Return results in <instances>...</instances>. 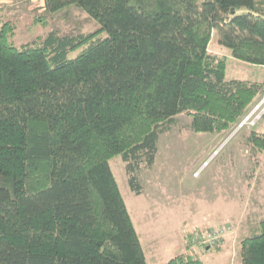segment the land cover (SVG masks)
I'll return each instance as SVG.
<instances>
[{
    "label": "trees",
    "instance_id": "16d2710c",
    "mask_svg": "<svg viewBox=\"0 0 264 264\" xmlns=\"http://www.w3.org/2000/svg\"><path fill=\"white\" fill-rule=\"evenodd\" d=\"M52 28L16 45L18 16L0 14V264H149L110 159L130 186L155 164L159 138L180 127L223 133L264 93L227 78L228 56L264 66V0H42ZM86 19L99 23L85 29ZM229 55L211 49L214 35ZM78 48L80 52L70 57ZM251 173L264 129L246 134ZM163 264H206L191 249ZM264 264V218L240 242Z\"/></svg>",
    "mask_w": 264,
    "mask_h": 264
},
{
    "label": "rangeland",
    "instance_id": "374dc122",
    "mask_svg": "<svg viewBox=\"0 0 264 264\" xmlns=\"http://www.w3.org/2000/svg\"><path fill=\"white\" fill-rule=\"evenodd\" d=\"M42 0H0V14L18 16L19 26L13 41L20 46L51 25L34 23L31 12L43 14ZM45 1V0H44ZM86 19L85 29L95 30L97 21ZM211 49L229 55V49L214 35ZM82 48L69 53L76 56ZM227 78L264 81V66L228 56ZM192 119V118H191ZM189 116H179L180 127L159 138L155 164L144 168L141 181L144 192L137 194L130 186L121 155L110 165L126 201L134 225L145 248L149 264H163L189 245L202 230L211 227L226 230L220 248L197 243L191 249L206 264H243L240 242L257 229L264 218V157L259 153L253 174V148L247 143V128L232 134L237 122L223 133L196 132L187 128ZM257 129H264V119ZM215 222H217L215 224Z\"/></svg>",
    "mask_w": 264,
    "mask_h": 264
},
{
    "label": "built area",
    "instance_id": "2783aa9c",
    "mask_svg": "<svg viewBox=\"0 0 264 264\" xmlns=\"http://www.w3.org/2000/svg\"><path fill=\"white\" fill-rule=\"evenodd\" d=\"M264 119V93L254 103L250 105L246 114L235 124L232 134L241 128H253L259 121ZM226 230L220 228L209 232L204 238L205 242L217 243L225 235Z\"/></svg>",
    "mask_w": 264,
    "mask_h": 264
},
{
    "label": "crops",
    "instance_id": "0c3cea01",
    "mask_svg": "<svg viewBox=\"0 0 264 264\" xmlns=\"http://www.w3.org/2000/svg\"><path fill=\"white\" fill-rule=\"evenodd\" d=\"M217 222H215V224H216Z\"/></svg>",
    "mask_w": 264,
    "mask_h": 264
}]
</instances>
